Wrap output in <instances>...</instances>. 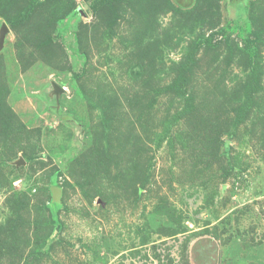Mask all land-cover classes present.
Here are the masks:
<instances>
[{"label": "rangeland", "instance_id": "1", "mask_svg": "<svg viewBox=\"0 0 264 264\" xmlns=\"http://www.w3.org/2000/svg\"><path fill=\"white\" fill-rule=\"evenodd\" d=\"M0 264H264V0H0Z\"/></svg>", "mask_w": 264, "mask_h": 264}, {"label": "water", "instance_id": "2", "mask_svg": "<svg viewBox=\"0 0 264 264\" xmlns=\"http://www.w3.org/2000/svg\"><path fill=\"white\" fill-rule=\"evenodd\" d=\"M3 33H4V29H3Z\"/></svg>", "mask_w": 264, "mask_h": 264}]
</instances>
